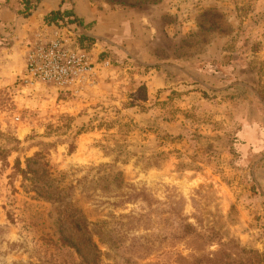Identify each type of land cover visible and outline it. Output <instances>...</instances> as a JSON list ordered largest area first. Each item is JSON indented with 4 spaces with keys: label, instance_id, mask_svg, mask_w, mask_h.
<instances>
[{
    "label": "rangeland",
    "instance_id": "374dc122",
    "mask_svg": "<svg viewBox=\"0 0 264 264\" xmlns=\"http://www.w3.org/2000/svg\"><path fill=\"white\" fill-rule=\"evenodd\" d=\"M189 7L167 96L0 88V264H264V0Z\"/></svg>",
    "mask_w": 264,
    "mask_h": 264
},
{
    "label": "crops",
    "instance_id": "0c3cea01",
    "mask_svg": "<svg viewBox=\"0 0 264 264\" xmlns=\"http://www.w3.org/2000/svg\"><path fill=\"white\" fill-rule=\"evenodd\" d=\"M191 1L0 0V88L13 87L20 78L45 16L58 11L65 20L73 18L79 23L81 40L91 48L94 58L118 62L108 73L118 72L124 80L141 82L149 94L175 89L183 82L179 76L173 81L182 73L181 68L174 62V50L164 45L177 42L188 27L180 22V13L191 9ZM164 15L172 16L176 23L163 22ZM100 72L98 85L106 81L107 72Z\"/></svg>",
    "mask_w": 264,
    "mask_h": 264
},
{
    "label": "built area",
    "instance_id": "2783aa9c",
    "mask_svg": "<svg viewBox=\"0 0 264 264\" xmlns=\"http://www.w3.org/2000/svg\"><path fill=\"white\" fill-rule=\"evenodd\" d=\"M82 35L83 30L75 21L43 24L19 80L29 86L44 83L72 92L92 85L97 65L108 67L111 60L94 58L91 48L81 40Z\"/></svg>",
    "mask_w": 264,
    "mask_h": 264
},
{
    "label": "trees",
    "instance_id": "16d2710c",
    "mask_svg": "<svg viewBox=\"0 0 264 264\" xmlns=\"http://www.w3.org/2000/svg\"><path fill=\"white\" fill-rule=\"evenodd\" d=\"M66 18V16H62V15H59V12L58 11H52L50 12L49 14H47V16H45V20H44V23H59L60 21L64 20ZM68 21H75L73 18L72 20H69L67 19ZM255 261L256 262H259L258 261V255L255 256ZM264 262V261H263ZM262 263V262H260Z\"/></svg>",
    "mask_w": 264,
    "mask_h": 264
}]
</instances>
